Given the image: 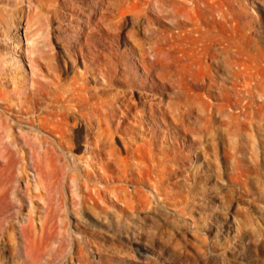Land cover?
Wrapping results in <instances>:
<instances>
[{"label": "rangeland", "instance_id": "374dc122", "mask_svg": "<svg viewBox=\"0 0 264 264\" xmlns=\"http://www.w3.org/2000/svg\"><path fill=\"white\" fill-rule=\"evenodd\" d=\"M223 1L227 25L214 29L194 14L190 19H197L180 24L183 17L168 13L174 7L169 0H0V264H264V124L255 123L264 122L256 108L262 97L254 100V123L240 125L228 108H205L201 99L226 100L213 87L200 88L196 74L182 72L178 88L156 74L158 66L143 72L138 62V44L148 49L158 38L189 63L218 29L230 34L238 9L244 10L242 32L253 30L252 45L264 53V0ZM95 12L98 18L89 20ZM97 60L105 64H93ZM218 69L211 65L216 81L230 84ZM133 80L141 84L131 86ZM73 84L89 93H120L111 99L110 135L101 144L84 135L78 112L76 118L68 114L73 127L67 125L65 134L73 142L65 138L63 149L51 123L40 129L30 121L38 113L50 118L46 99L31 113L32 94L43 98L41 92ZM149 97L156 100L154 111ZM233 103L229 108L238 111ZM31 127L49 142L27 134ZM45 218L54 230L47 239L39 231Z\"/></svg>", "mask_w": 264, "mask_h": 264}, {"label": "bare ground", "instance_id": "6f19581e", "mask_svg": "<svg viewBox=\"0 0 264 264\" xmlns=\"http://www.w3.org/2000/svg\"><path fill=\"white\" fill-rule=\"evenodd\" d=\"M85 1V0H84ZM171 1V6L173 5L174 7L172 8L171 11H168L169 14H173L175 16H180V17H183V19L180 18V20H178V18H175L176 20L179 21V23H185L188 22V18H193L194 15L199 19V18H203L202 20H204V22L206 23V26H211V24H215L214 25V29L215 27L217 28L221 23L224 25L225 27V24L223 23V21H226V25H227V20H223L226 19V14L224 13L225 11H223L224 9H222V6H223V0H169ZM90 2V1H89ZM165 2V1H164ZM202 2V3H201ZM110 3V2H109ZM166 3V2H165ZM105 6L106 4L103 3ZM162 4V3H161ZM99 5V4H98ZM97 5V6H98ZM108 5V4H107ZM163 5V4H162ZM169 5V4H167ZM241 5V6H240ZM239 6L243 8V5L240 4ZM100 6V9H101V6L102 5H99ZM133 6V5H132ZM136 6V5H135ZM142 6V5H141ZM104 6H102V9H103ZM108 7V6H107ZM134 7V6H133ZM140 8V6H138ZM137 7V8H138ZM155 7V6H154ZM153 7V9H154ZM163 7V6H162ZM246 7V6H245ZM136 8V7H135ZM144 8V7H143ZM150 8V7H148ZM89 9V8H88ZM94 9V8H93ZM92 9V10H93ZM107 9V8H106ZM158 11H160V15L162 16V12H163V9L160 8V5L158 6ZM164 9L166 10V8L164 7ZM170 9V8H169ZM99 10V8H98ZM105 10V9H104ZM141 10V9H140ZM147 10V9H146ZM145 10V11H146ZM152 10V9H151ZM156 10V9H155ZM106 11V10H105ZM148 11V10H147ZM236 11V10H235ZM233 12L231 15H232V23H231V29L228 27V31L230 32V34L227 32V29L226 31L224 32H227V34L229 35H225L223 34L222 32H218L216 31V34L214 35H211L212 38H210L211 40L209 42H207V44H204V46L202 47V52L200 53V55L198 57H196L195 55H189L190 53L187 51V53H189L188 55L190 56V59H191V56H192V60H190V62L188 63H185V62H181L180 60L181 59H178L176 54L173 55L172 51H170V48L171 46L173 45H170L168 48L169 49H164L160 43H159V39L157 38L154 42L153 40L148 43V49H149V52H148V49L146 48L145 44L144 43H139L138 45L140 46V56H141V60H139V64L141 65V67L143 68V72H148L150 69H152V67L154 66H158L159 67V70H154L156 71V74L162 78V79H166L168 81H172L173 83H177V87L180 88V86L182 85V81L184 80L183 78V75L181 74L182 72L185 73L187 72V75H189L188 73H190L191 75L193 74H196L197 77H196V81L200 84H198V86L200 88H205L207 90H211V88L213 87L214 88V91L217 92V98H222V99H225L226 102H221L218 104V102H216L217 104H213L212 102H210L209 100H204V99H201L203 100L202 103L205 108L208 107V110H211L213 108H217V109H220L219 113L221 112V109L224 108H228L230 114L234 115L235 119L238 120V124H245L247 122H251V123H254L253 119H254V104H255V101L256 98L258 97H262L259 104L257 105V113H260L261 114H264V63H261L258 62L256 60V57L258 58V55L259 53L261 54V57L264 56V53L262 51H260L258 48V51L259 53H255L254 50H257L256 47H254L252 45V31L249 33L248 31L250 30H247L246 31V34L245 32L243 33V27L242 28V25H240L241 21L240 19H242V12L241 11H244V10H237L236 12ZM240 11V12H239ZM89 12V11H88ZM94 12V11H93ZM121 12V11H120ZM132 13L135 12V11H131ZM137 12V11H136ZM144 12V10H143ZM91 13V12H90ZM98 13V12H97ZM100 13V11H99ZM98 13V14H99ZM104 13V12H102ZM101 13V14H102ZM122 13H125L124 11H122ZM128 13V12H127ZM141 13V12H140ZM139 13V14H140ZM156 13V12H155ZM248 13V12H247ZM93 14V13H92ZM98 14H96V12L93 14V16L91 15H88L89 17V20H91L92 18H95L96 17L98 18ZM138 14V13H137ZM138 14V15H139ZM157 14V13H156ZM194 14V15H192ZM134 15V14H133ZM132 15V17L134 18V16ZM141 15V14H140ZM147 15V13H146ZM124 16V15H123ZM130 16V15H129ZM137 16V15H136ZM142 16V15H141ZM141 16H137L138 17H141ZM157 16L159 17V14H157ZM251 16V15H250ZM194 18V19H197V18ZM231 17V16H230ZM228 17V18H230ZM124 20V17L122 18ZM121 19V20H122ZM174 19V18H173ZM194 19H190L191 21H193ZM199 19V21L201 20ZM247 19V18H246ZM99 20H101V17L99 18ZM134 20V19H133ZM132 20V21H133ZM139 20V19H138ZM141 20V19H140ZM188 20V21H187ZM231 20V19H230ZM229 20V21H230ZM198 21V20H197ZM196 21V23H198ZM118 22V21H117ZM203 22V21H202ZM203 22V23H204ZM122 23V22H121ZM131 23V22H130ZM178 23V22H176ZM178 23V24H179ZM193 23V22H192ZM203 23L201 25H203ZM204 23V25H205ZM250 24V21H246V22H242L243 26H246V24ZM91 24V23H90ZM118 24V23H117ZM175 24V22H174ZM181 25L182 27L184 25ZM194 24V23H193ZM233 24V25H232ZM119 25V24H118ZM117 25V26H118ZM198 25V24H197ZM200 24L198 25V27L200 26V28L202 27V30L205 29L203 28V26H201ZM240 25V27H239ZM115 26H116V23H115ZM116 26V27H117ZM174 26V25H173ZM179 26V27H181ZM213 26V25H212ZM228 26H230V24H228ZM115 27V28H116ZM175 27H178L175 25ZM220 27V26H219ZM218 27V28H219ZM194 28V27H192ZM191 28V29H192ZM196 29H198L196 26H195ZM221 28V27H220ZM242 28V30H241ZM196 29H194L196 31ZM206 29L209 30V28L206 27ZM211 29V27H210ZM190 30V29H189ZM201 30V31H202ZM213 30V29H212ZM224 30V29H223ZM183 31V30H182ZM200 31V32H201ZM204 31V30H203ZM207 31V30H206ZM245 31V30H244ZM194 32V31H193ZM210 32V31H208ZM256 32V30L254 31ZM155 33V32H154ZM153 33V34H154ZM175 33V32H174ZM173 33V34H174ZM199 33V32H197ZM196 33V34H197ZM204 33V32H203ZM222 33V34H221ZM252 33V34H251ZM152 34V33H151ZM151 34H148L149 36ZM172 34V35H173ZM202 33H199V35H201ZM156 35V34H155ZM154 35V37H155ZM179 35L180 36H183L181 35V33L179 32ZM178 35V36H179ZM198 35V34H197ZM204 35V34H203ZM222 35H225V37H223ZM148 36V37H149ZM176 36H177V33H176ZM202 36V35H201ZM210 36V37H211ZM65 37V36H64ZM175 37V35H174ZM186 37V36H183V38ZM204 37V36H203ZM206 37V36H205ZM91 37L87 34H85V43L88 44L89 42H87ZM156 38V37H155ZM173 38V37H172ZM188 38V36L186 37ZM193 38V37H191ZM209 38V36H208ZM81 39V38H80ZM176 39V37H175ZM173 39V40H175ZM195 39V38H194ZM172 40V41H173ZM199 40V39H197ZM203 40V39H202ZM255 40V39H254ZM193 41H196V40H193ZM192 41V43H193ZM200 41V40H199ZM204 41H205V38H204ZM197 42V41H196ZM201 42V41H200ZM255 42V41H254ZM174 43V42H173ZM182 43V42H181ZM202 43V42H201ZM175 44V43H174ZM196 44V43H195ZM177 45V44H176ZM197 45V44H196ZM195 45V46H196ZM145 46V47H144ZM179 46V45H178ZM178 46H173L171 47L172 49L175 47L177 48ZM182 46V45H180ZM185 46V45H184ZM193 46V47H195ZM188 47V46H186ZM174 48V49H175ZM191 49V46L189 47ZM196 49V47H195ZM201 49V48H200ZM261 49V48H260ZM176 50V49H175ZM182 50V49H181ZM194 50V48H193ZM192 50V51H193ZM198 50V47L197 49ZM183 51H185L183 49ZM200 51V50H199ZM195 52V51H194ZM193 52V53H194ZM197 52V51H196ZM149 53H152L153 56L151 57H148ZM185 54V52L183 53ZM198 54V52H197ZM187 56V54H185ZM257 55V56H256ZM263 55V56H262ZM176 56V57H175ZM182 56V55H181ZM188 56V57H189ZM187 57V58H188ZM260 57V58H261ZM177 58V59H176ZM99 59V58H98ZM184 59V58H183ZM186 59V58H185ZM189 59V58H188ZM264 59V58H263ZM184 61V60H182ZM181 62V63H179ZM264 62V61H262ZM199 63V65H198ZM93 64H96V65H99V64H105L104 62L102 61H95L93 62ZM212 64H215L217 65V67L221 70H223V73L225 74V78L224 80L227 82H229L230 84H223V83H219L217 82L216 80V77H218L219 75H215L213 72H211V65ZM104 66V65H103ZM189 66V67H188ZM178 67V68H177ZM188 67V68H187ZM155 68V67H154ZM174 68V69H173ZM218 69V70H219ZM116 70V69H115ZM152 72H154L153 70H151ZM176 71L178 73H176ZM214 75H213V74ZM216 73V71H215ZM220 73V72H219ZM148 74V73H147ZM179 74L180 77L179 78H176V76ZM156 75V76H157ZM173 75L175 76V79H172ZM186 75V74H184ZM172 76V77H171ZM224 77V76H223ZM137 79V78H136ZM141 80V79H139ZM60 82V80H58ZM57 81V83H59ZM165 81V80H164ZM73 82V81H72ZM224 82V81H223ZM66 83V81H65ZM64 83V84H65ZM134 83H136L137 85L141 84L139 81L137 80H133V82H131V86L134 85ZM144 83V82H143ZM62 84V83H60ZM106 87H108V84H107V81H106ZM110 84V83H109ZM53 86V85H51ZM56 86V85H55ZM55 86H53V88H55ZM58 86V85H57ZM154 86V85H153ZM52 88V87H51ZM59 88L60 87H56L55 90H53L51 92H48V93H40L39 95L42 94L43 98H38L37 96H34L32 97V100L30 101L31 103V109H32V112L31 113H34L36 112V110L34 111V109H36L38 104L37 102H39L38 100H42V99H46L48 100L47 102H49L50 105L49 108H50V114H49V111L48 113L46 114H49L50 118H47L48 115H40L39 113L36 115V118L33 120V119H30V121L33 123L34 121L36 122V127H39L40 129H43V128H49L48 125H50V123L53 125H50V127L52 126L53 127V131L54 133H51V134H55V136L57 137L56 138V142L57 144L60 146V148H62L64 146V142H66L65 138H69V136L67 137L65 134V127L68 125H71V121L69 120L68 118V114L72 115L73 112L75 114V112H78L79 115H77V117L79 116L80 118V121L82 122L80 125L83 124L84 128H85V133L84 134L85 136H89L90 138L92 139H95L96 141H99L100 144H101V141L103 138H108L109 135H110V129H109V125H110V114L113 112V107H114V103L112 104L111 102V99H116L118 98V95L120 94L119 92H117L118 94H114L113 96H109L107 95L108 93L104 90V91H97L96 92H87V89L84 86H80V87H76L74 84L73 85H70L69 87H67L65 90H60L59 91ZM88 88V87H87ZM104 88V87H103ZM212 88V89H213ZM63 89V88H62ZM90 89V87H89ZM95 89V88H94ZM38 90V89H36ZM40 90V89H39ZM39 90L36 92V94L39 92ZM91 90V89H90ZM89 90V91H90ZM102 90V89H101ZM108 90V89H107ZM33 91V90H32ZM31 91V92H32ZM48 91V90H47ZM34 92V91H33ZM44 92V91H43ZM177 93H179V89L178 91H176ZM53 94V95H52ZM140 94V93H139ZM38 95V96H39ZM112 95V94H111ZM123 96V95H122ZM111 97V98H110ZM125 97V96H124ZM123 97V98H124ZM142 97V96H141ZM144 97V95H143ZM146 97H147V94H146ZM133 98V97H132ZM148 98V97H147ZM150 98V97H149ZM203 98V97H202ZM141 99V98H140ZM145 99V98H144ZM126 100V99H125ZM71 104H69V102ZM115 101V100H113ZM148 101V100H147ZM155 101L154 98H150L149 99V108L151 109V111H154L153 110V106H155ZM44 102V101H42ZM68 102V104H67ZM159 102V101H158ZM234 102V103H233ZM46 103V102H45ZM162 104V102H160ZM159 103V104H160ZM232 103L234 105H236L235 107L238 108V111H235L233 112L232 109L229 108V106L231 105L232 106ZM37 104V105H36ZM44 104V103H43ZM160 104V105H161ZM45 105V104H44ZM158 105V106H160ZM202 105V106H203ZM9 106V105H8ZM37 106V107H36ZM163 106V104H162ZM22 107V106H20ZM19 107V108H20ZM46 107V106H45ZM166 107V106H165ZM234 107V106H233ZM10 108V107H8ZM27 108V107H26ZM43 108V107H42ZM47 108V107H46ZM45 108V109H46ZM167 108V107H166ZM44 109V108H43ZM155 109V108H154ZM160 109V108H159ZM165 110V108H163ZM12 110V109H11ZM14 110V109H13ZM40 110V109H39ZM38 110V111H39ZM164 110L162 112H164ZM23 111V110H22ZM47 111V110H46ZM206 111V110H205ZM13 112V111H12ZM26 112V110H25ZM29 112V111H27ZM30 112L28 114H30ZM217 113V111H215ZM18 114V112H17ZM21 114V113H20ZM19 114V115H20ZM73 114V115H74ZM18 116V118H20L21 116ZM22 115V114H21ZM31 115V114H30ZM29 115V116H30ZM152 115V114H151ZM175 115V114H174ZM178 115V114H177ZM180 115V113H179ZM231 115V116H232ZM15 116V115H14ZM28 116V115H27ZM27 116H23V117H26ZM47 116V117H46ZM75 116V115H74ZM258 116V115H257ZM242 117V118H241ZM17 118V119H18ZM76 118V116H75ZM180 118V116H179ZM183 118V117H182ZM264 119V115H261L260 116V119ZM4 119V118H3ZM7 119V118H6ZM16 119V120H17ZM50 119V120H49ZM176 119V118H175ZM234 119V121H236ZM10 120V119H8ZM14 120V121H16ZM78 120V119H77ZM180 120V119H179ZM183 120V119H181ZM5 121V120H4ZM3 121V123H5ZM21 120L19 121H16V122H20ZM27 121V120H26ZM29 121V120H28ZM71 123H70V122ZM74 121V120H73ZM79 121V122H80ZM178 121V120H177ZM257 126L261 127V125L264 124V122L262 123H257V120H255ZM260 121V120H258ZM263 121V120H262ZM22 122V121H21ZM30 122V123H31ZM77 122V121H76ZM10 123V121L8 122ZM180 123H183V122H180ZM15 124V123H13ZM12 124V126H13ZM20 124V123H19ZM75 123H73L74 125ZM118 124V123H117ZM255 124V125H256ZM11 125V123H10ZM119 125V124H118ZM17 126V125H16ZM28 126V125H27ZM72 126V125H71ZM76 126V125H74ZM78 126V125H77ZM120 126V125H119ZM118 126V127H119ZM256 126V128H257ZM29 127V126H28ZM33 127V126H32ZM30 128V130L27 132V134H30L32 137L36 138L37 142L38 141H45V142H49V140L47 139L46 135H43L45 136V138L43 136H40L39 133H37L35 131L36 127L34 128ZM70 127V126H69ZM73 127V126H72ZM81 127V126H80ZM111 127V126H110ZM264 127V126H263ZM17 128V127H16ZM18 128H19V125H18ZM71 128V127H70ZM112 128V127H111ZM120 128V127H119ZM33 129V130H31ZM68 129V128H67ZM73 129V128H72ZM114 129V128H112ZM264 129V128H263ZM20 130V128H19ZM49 131V129H47ZM51 130V131H52ZM8 131V130H7ZM22 131V129H21ZM25 131V130H24ZM39 131V130H38ZM50 131V132H51ZM72 131V130H71ZM69 131V133L71 132ZM14 132V131H13ZM112 132V131H111ZM117 133V135H119V133L117 132V130L115 131ZM114 130H113V134L115 133ZM16 133V132H15ZM25 133V132H24ZM74 133V132H72ZM19 134V132H18ZM17 134V135H18ZM58 134V136L56 135ZM75 134V133H74ZM70 135V134H69ZM73 135V134H72ZM79 135V134H78ZM77 135V136H78ZM19 136V135H18ZM123 136V135H122ZM121 136V137H122ZM120 137V138H121ZM124 137V136H123ZM16 138V137H15ZM114 138V137H113ZM163 138V137H162ZM72 139V138H71ZM82 139V138H81ZM112 139V138H111ZM110 139V141H111ZM122 139V138H121ZM127 139V138H126ZM129 139V138H128ZM52 140V139H51ZM55 140V139H53ZM52 140V142H53ZM70 140V139H68ZM67 140V142H69ZM88 140V139H87ZM72 141V140H70ZM114 142V139L112 140ZM52 142H50L51 144H53ZM55 142V141H54ZM55 142V143H56ZM73 142V141H72ZM71 142V143H72ZM104 142V140H103ZM126 142V141H125ZM128 142V141H127ZM152 142V141H151ZM150 142V143H151ZM36 143V141H35ZM40 143V142H39ZM95 143V142H94ZM98 143V142H97ZM107 143V141H106ZM46 144V143H45ZM49 144V145H51ZM70 144V142H69ZM73 144V143H72ZM110 144V143H108ZM44 145V144H43ZM71 145V144H70ZM76 145V144H74ZM73 145V146H74ZM105 145V143H104ZM107 145V144H106ZM115 145V144H114ZM124 145V144H123ZM127 145V144H126ZM68 146V145H67ZM66 146V147H67ZM96 146H99V145H96ZM94 146V147H96ZM109 146V145H108ZM135 146V145H134ZM150 146V145H149ZM43 146H41L42 148ZM58 148V146H56ZM69 147V146H68ZM107 147V146H106ZM105 147V148H106ZM114 147V146H113ZM116 147V146H115ZM127 147V146H126ZM125 147V148H126ZM47 147H44V151L43 153L44 154H49V149H45ZM50 148V147H49ZM64 148V147H63ZM62 148V149H63ZM73 148V147H72ZM108 148V147H107ZM111 148V147H110ZM135 148H138L137 146ZM140 148V147H139ZM51 149V148H50ZM99 149V148H98ZM102 149V148H100ZM114 149V148H112ZM134 149V148H133ZM132 149V150H133ZM153 149V148H152ZM150 148V151L152 150ZM37 150V148L35 149ZM52 150V149H51ZM55 151L56 154H60L59 151L56 150V148L54 147L53 149ZM60 150V149H59ZM118 150V149H117ZM126 150V149H125ZM140 150V149H139ZM138 150V151H139ZM34 151V150H32ZM54 151H53V154H54ZM68 151V150H67ZM104 151V150H103ZM149 151V153H150ZM62 152V151H61ZM109 152V151H108ZM107 152V153H108ZM152 152V151H151ZM36 153V152H35ZM43 153H41V155H43ZM52 153V152H51ZM50 153V155H51ZM68 153L65 151V154ZM114 153V151H113ZM154 153V152H153ZM34 154V153H33ZM32 154V155H33ZM55 154V155H56ZM72 154V152H71ZM35 155V154H34ZM40 155V154H39ZM46 155L44 157H46ZM48 155V157L50 156ZM73 155V154H72ZM109 155V154H107ZM155 155V154H154ZM153 155V156H154ZM38 156V155H36ZM42 156V158H43ZM54 156V155H53ZM57 156V155H56ZM63 154L61 155V158H62ZM74 156V155H73ZM152 156V157H153ZM156 156V155H155ZM47 157V158H48ZM58 157V156H57ZM64 157V156H63ZM114 157V156H113ZM51 159H53L52 157H49ZM48 158V159H49ZM56 158V157H55ZM60 158V157H58ZM66 158V157H65ZM108 158V157H107ZM155 158V157H154ZM153 158V159H154ZM110 160V158H108ZM114 159V158H113ZM152 159V160H153ZM46 160V159H45ZM74 160V159H73ZM44 161V160H43ZM54 161V160H53ZM154 161V160H153ZM47 162V161H46ZM45 162V163H46ZM42 163V162H41ZM43 165V164H42ZM45 165V164H44ZM48 167V166H47ZM43 169V168H41ZM43 173H44V169H43ZM74 179V178H73ZM47 219H43L40 221V227H39V231H40V235L42 236V238L44 237V235L46 234V236L44 237V239L47 237V238H51V235L53 233V231L51 232V228L53 227L52 225H48L47 224ZM50 223V222H49ZM55 224V223H54ZM31 227V230L33 231V234L36 235L37 233L39 234V232L36 233V231L38 230H35V228L30 225ZM56 227V226H55ZM37 228V227H36ZM48 229L50 231H48ZM31 232V231H30ZM38 236V235H36ZM36 237L34 236V239ZM46 238V239H47ZM33 239V241H34ZM36 241L38 239H35ZM42 240V239H41ZM40 240V241H41ZM26 241L25 244L28 245L30 248H32V242L30 241V244H29V241L27 240H24ZM45 242L42 240V243ZM47 242V240H46ZM35 244V242L33 243ZM37 245V244H36Z\"/></svg>", "mask_w": 264, "mask_h": 264}]
</instances>
